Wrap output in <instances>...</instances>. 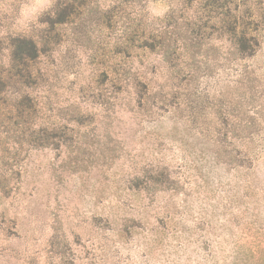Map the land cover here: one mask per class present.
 <instances>
[{
	"label": "rangeland",
	"instance_id": "obj_1",
	"mask_svg": "<svg viewBox=\"0 0 264 264\" xmlns=\"http://www.w3.org/2000/svg\"><path fill=\"white\" fill-rule=\"evenodd\" d=\"M58 2L0 0V76L9 39L39 40ZM251 2V58L203 28L199 0H88L30 87L7 79L3 106L39 104L24 123L0 110V264H264V157L222 164L212 132L241 123L228 97L244 75L264 125V0ZM137 29L162 43L116 49Z\"/></svg>",
	"mask_w": 264,
	"mask_h": 264
},
{
	"label": "trees",
	"instance_id": "obj_2",
	"mask_svg": "<svg viewBox=\"0 0 264 264\" xmlns=\"http://www.w3.org/2000/svg\"><path fill=\"white\" fill-rule=\"evenodd\" d=\"M201 10L205 13V23L203 28H213L222 36H225L232 45L233 50L239 57L251 58L255 55L258 47V37L256 36L259 18L251 10V0H199ZM88 0H68V2H58L54 9L53 17L47 21L46 34L39 40L26 37H13L9 39V67L7 72L0 76V110L7 111V114L14 115L17 119L26 122L38 109V102L27 93L15 96L13 101L3 106L2 96H5L7 88V79H13L19 82L23 87H30L38 77L37 64L39 59L50 53L52 45L59 42L57 28L70 24L88 7ZM202 19V18H201ZM210 24L211 26H206ZM54 32V33H52ZM162 36L148 37L145 33L135 31V34H126L123 40L115 44L119 51H126L128 44H134L133 48L153 52L162 43ZM156 42V44H154ZM0 41V51H1ZM107 77V74H106ZM242 86L240 90L235 88L234 92L229 94L228 107L236 110L237 104H242L243 112L238 116L241 123L231 124L228 129L214 127L213 133L216 137L214 145L219 144L224 149L223 154H219L222 164L237 166L246 171L252 168V164L264 157V125L257 123L260 119L258 105L252 102V90L250 87V75L242 76ZM116 83L122 90L128 86L130 80L119 76V70L116 77ZM133 83V82H132ZM145 87L143 82H137ZM236 90L240 91L236 95ZM241 96V97H240ZM237 108H240L238 106ZM235 117L234 115L232 118ZM212 132H209L211 134ZM205 136V135H204ZM258 136L256 141L255 137ZM224 138L222 141L219 138ZM241 139L235 143V138ZM230 139L229 140L227 139ZM226 140L228 142H226ZM221 141V142H220ZM237 144V146L235 145ZM162 174H159L158 177ZM159 179V178H158Z\"/></svg>",
	"mask_w": 264,
	"mask_h": 264
}]
</instances>
